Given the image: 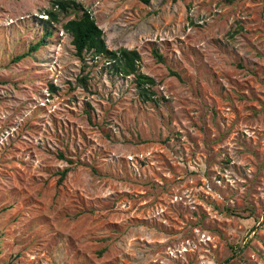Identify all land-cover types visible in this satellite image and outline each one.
Returning a JSON list of instances; mask_svg holds the SVG:
<instances>
[{"label":"rangeland","instance_id":"rangeland-1","mask_svg":"<svg viewBox=\"0 0 264 264\" xmlns=\"http://www.w3.org/2000/svg\"><path fill=\"white\" fill-rule=\"evenodd\" d=\"M75 1L155 99L0 0V264H264V0Z\"/></svg>","mask_w":264,"mask_h":264},{"label":"trees","instance_id":"trees-1","mask_svg":"<svg viewBox=\"0 0 264 264\" xmlns=\"http://www.w3.org/2000/svg\"><path fill=\"white\" fill-rule=\"evenodd\" d=\"M140 1L146 5L151 3V0ZM70 13H75L76 17L62 23V28L65 33L71 36L76 56L81 61L85 60L87 54L91 55L94 60L104 59L110 71L115 75L124 78L133 76L135 78L134 82L137 85L138 95L143 102L154 101L155 93L151 88L156 85V81L154 78L141 73L140 53L128 48L110 50L106 43L104 31L98 26L91 12L75 0H53L52 9L47 12L49 20L42 21L45 29L41 40L32 45L27 54L18 56L16 61H21L46 45L48 39L53 36L54 28L52 25L61 23L62 17H68ZM153 54L159 63L164 62L163 56L157 50H154ZM171 74L178 75L175 72H171ZM87 81V77L79 79L83 87L87 86ZM69 172L70 169L66 168L59 173V184L64 182ZM227 211L230 210L227 209Z\"/></svg>","mask_w":264,"mask_h":264},{"label":"built area","instance_id":"built-area-1","mask_svg":"<svg viewBox=\"0 0 264 264\" xmlns=\"http://www.w3.org/2000/svg\"><path fill=\"white\" fill-rule=\"evenodd\" d=\"M65 34V32H64V30L62 31V35H64Z\"/></svg>","mask_w":264,"mask_h":264}]
</instances>
